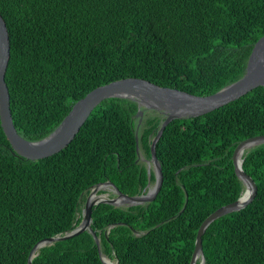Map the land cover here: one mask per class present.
I'll use <instances>...</instances> for the list:
<instances>
[{
	"label": "trees",
	"instance_id": "obj_1",
	"mask_svg": "<svg viewBox=\"0 0 264 264\" xmlns=\"http://www.w3.org/2000/svg\"><path fill=\"white\" fill-rule=\"evenodd\" d=\"M0 14L9 31L5 82L13 124L30 141L50 134L87 92L116 79L214 93L243 75L264 35V0H0ZM137 110L132 99L106 98L66 147L35 161L13 151L0 124V264H27L38 241L74 229L98 183L109 180L127 195L147 191L155 176L151 170L148 177L145 160L162 115L144 110L142 160ZM260 134L264 86L170 121L155 145L162 184L154 199L93 206L101 252L117 264H190L200 224L244 188L234 148ZM242 157L255 195L208 224L204 264H264V143ZM31 262L104 264L87 230L39 248Z\"/></svg>",
	"mask_w": 264,
	"mask_h": 264
},
{
	"label": "water",
	"instance_id": "obj_2",
	"mask_svg": "<svg viewBox=\"0 0 264 264\" xmlns=\"http://www.w3.org/2000/svg\"><path fill=\"white\" fill-rule=\"evenodd\" d=\"M9 59V31L3 16L0 14V124L13 151L28 160L35 161L51 156L66 147L75 137L95 107L102 100L110 97L128 98L136 101L138 106V110L135 114L138 118L135 125L136 151L138 159L144 160V157L141 156L139 151L138 135L144 110L154 109L162 115V121L159 124L157 133L151 141V158L145 160L148 177L151 170L154 172L155 181L153 186L139 195H127L120 192L109 180L94 185L85 200L80 214V223L74 229L65 232L63 235H55L38 241L29 253L27 264H32V258L37 254L39 248L51 245L55 241L71 238L86 230L92 234L96 242L101 261L104 264H110V261L112 262L113 260L109 259L101 252L100 239L91 228L93 206L98 203H107L114 206H131L152 201L162 184V170L156 157L155 145L165 126L176 118H191L205 114L239 98L257 86H264V35H262L255 41L251 48L243 75L214 93L196 95L175 87L161 86L147 78L126 77L116 79L99 85L87 92L82 98L73 103L68 113L50 134L42 139L30 141L22 137L13 124L10 97L5 82V73ZM262 143H264V134L244 139L234 148L232 160L235 173L242 181L243 186L250 187V190L246 195L242 194V190L238 199L219 207L203 220L196 232L195 246L190 264H196V257H199V264H204L205 258L202 251V235L208 224L224 214L245 207L253 199L256 192V184L242 168V154L246 148ZM149 185L150 182H148L147 187ZM97 187H101L103 190L106 188H113L114 196L109 197L108 192H105L98 194V199L90 200L92 191H96ZM113 262L117 264L116 260Z\"/></svg>",
	"mask_w": 264,
	"mask_h": 264
},
{
	"label": "bare ground",
	"instance_id": "obj_3",
	"mask_svg": "<svg viewBox=\"0 0 264 264\" xmlns=\"http://www.w3.org/2000/svg\"><path fill=\"white\" fill-rule=\"evenodd\" d=\"M99 188H101V187H97L96 188V191H92V193H91V195H90V200H95V199H98L99 198V196H97V190L99 189ZM249 190H250V187H248V186H244V188H243V195H246L248 192H249ZM101 197H104V196H101ZM199 259V257H196V264H198L197 263V260ZM110 264H114V262L112 261H110Z\"/></svg>",
	"mask_w": 264,
	"mask_h": 264
},
{
	"label": "rangeland",
	"instance_id": "obj_4",
	"mask_svg": "<svg viewBox=\"0 0 264 264\" xmlns=\"http://www.w3.org/2000/svg\"><path fill=\"white\" fill-rule=\"evenodd\" d=\"M152 186H153V183H150V185L147 187V190H148L149 188H151ZM100 191L108 192V194H109L108 196H109V197H113V196H114L113 188H106V189H104V190H103L102 188H100V189L97 190V195H98V194H101ZM123 206H125V205H123Z\"/></svg>",
	"mask_w": 264,
	"mask_h": 264
}]
</instances>
